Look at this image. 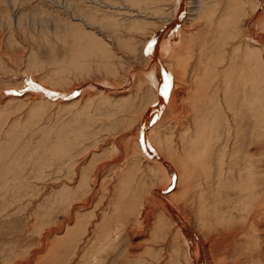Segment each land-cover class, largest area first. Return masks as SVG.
<instances>
[{"label":"rangeland","instance_id":"374dc122","mask_svg":"<svg viewBox=\"0 0 264 264\" xmlns=\"http://www.w3.org/2000/svg\"><path fill=\"white\" fill-rule=\"evenodd\" d=\"M160 37L179 58L160 62ZM150 61L172 86L157 101ZM162 200L203 241L201 264H264V0H0V264H91L105 227L100 264H192Z\"/></svg>","mask_w":264,"mask_h":264},{"label":"bare ground","instance_id":"6f19581e","mask_svg":"<svg viewBox=\"0 0 264 264\" xmlns=\"http://www.w3.org/2000/svg\"><path fill=\"white\" fill-rule=\"evenodd\" d=\"M180 1V0H179ZM177 2V1H176ZM179 9H178V17L176 18V20H178V18H179V15L181 14V12H183L184 10V6L183 5H180V7H178ZM188 9V8H187ZM209 14V13H208ZM172 27V26H171ZM226 33V32H225ZM179 35L178 36H180V37H182V34H181V32L179 31V33H178ZM161 38V39H160ZM160 38H158V41L161 43L162 42V44L160 45V49L159 50H161L159 53H161L160 55L163 57V58H161L160 59V62H162L163 60H164V56L165 57H167L168 59L169 58H179L180 57V55H179V53L177 52L176 54V56L174 55V54H171L170 52H172V53H174L173 52V50L171 49V46H172V44L173 43H170L171 42V40L170 41H168V40H165V39H163L162 37H160ZM151 39V38H150ZM157 43V42H156ZM194 44V43H193ZM223 44V43H222ZM225 44V43H224ZM226 46V45H225ZM146 47V46H145ZM144 47V48H145ZM188 49H189V51H188V49H187V51H188V53H190V54H192L191 53V50H190V48L189 47H187ZM144 50V49H143ZM179 51V50H178ZM156 52V51H155ZM158 53V54H159ZM182 53V52H181ZM184 53V52H183ZM156 54V53H155ZM155 54L153 53V59L154 58H156L157 56H155ZM189 54V55H190ZM206 54V53H205ZM157 55V54H156ZM164 55V56H163ZM207 55V54H206ZM143 56V55H142ZM195 56V55H194ZM193 56V57H194ZM148 57V56H147ZM159 57V56H158ZM187 57H189V56H187ZM157 59V58H156ZM189 59V58H188ZM207 59V58H206ZM184 60H185V57L184 56H182L181 57V59H179V60H177L178 61V65L176 66V67H178L179 68V66L181 67V68H186L185 66H186V64H187V62H185L184 63ZM173 61H175V59L173 60ZM193 61V60H192ZM201 61V60H200ZM154 62V61H153ZM153 62H149V66L150 65H152V66H154V65H156L157 63L155 62V63H153ZM172 62V61H171ZM164 63V62H163ZM158 64H160L159 62H158ZM161 65H163V64H161ZM166 65L172 70L173 69V65H170V64H167L166 63ZM151 66V67H152ZM157 66V65H156ZM155 67V66H154ZM175 67V68H176ZM150 69V68H149ZM154 70H151L150 71V73H148V74H146V77L148 78V80H149V82H151V85L157 90L155 93H156V97H157V99H156V101L157 100H159V97H160V95H162L163 97H164V94H163V87H161V82H162V78H163V76H161L162 75V67L159 65V66H157V67H155V68H153ZM175 71V70H174ZM182 71V70H181ZM181 71H179V72H181ZM187 72V71H186ZM147 73V72H146ZM212 73V72H211ZM214 73H216V72H214ZM173 74V77H174V82H176V80H178V74H175V72H173L172 73ZM184 74V73H183ZM165 78V77H164ZM210 78V77H209ZM238 78V77H237ZM239 79V78H238ZM183 80V79H182ZM226 80H228V78H226ZM240 80V79H239ZM181 82V81H180ZM203 82V81H202ZM226 82V81H225ZM228 82H229V80H228ZM164 83V82H163ZM178 83V82H177ZM203 84H205L204 82H203ZM226 83H224V85H225ZM232 84V83H231ZM234 84V83H233ZM206 85V84H205ZM209 85H211L210 84V82H209ZM219 85V84H218ZM170 86H171V84H170ZM208 86V85H207ZM229 86V85H228ZM234 86H235V84H234ZM172 87V86H171ZM208 87H210V86H208ZM231 87V86H230ZM91 88V87H90ZM196 88V87H195ZM225 88H226V86H225ZM235 88V87H234ZM230 89H232V88H230ZM191 90V89H190ZM202 90V89H201ZM207 91L206 92H208L209 90L208 89H206ZM211 90V89H210ZM213 90V89H212ZM215 90V89H214ZM218 90V89H217ZM234 90V89H233ZM232 90V92H234ZM237 90V89H236ZM235 90V91H236ZM228 91V90H227ZM194 92V91H193ZM204 92H205V90H204ZM231 92V90L229 91V93ZM196 93V92H195ZM219 93V92H218ZM235 93V92H234ZM237 93V92H236ZM186 93H185V90H183V91H177V89H175L173 92H171V94H170V96H169V98L167 99V105H173V106H175V102L176 101H179L180 100V98H182L184 95H185ZM201 94H202V92H201ZM200 94V95H201ZM207 95H209L208 93H206ZM212 94V93H211ZM210 94V96H212ZM226 94V93H225ZM224 94V95H225ZM233 93H230V95H232ZM203 95V94H202ZM204 95H205V93H204ZM214 95V94H213ZM220 95V94H219ZM236 95V94H235ZM226 96V95H225ZM228 96V95H227ZM232 96H234V95H232ZM163 97H161V100H162V102L164 101V99H162ZM189 97V96H188ZM194 97H195V94H194ZM221 97V96H220ZM237 97V96H236ZM38 98V97H37ZM40 98V97H39ZM38 98V99H39ZM193 98V97H192ZM232 98V97H231ZM247 98V97H246ZM41 99V98H40ZM210 99V98H209ZM241 99V98H240ZM42 100H43V98H42ZM211 100V99H210ZM236 100H237V98H236ZM208 101V100H207ZM219 101V100H218ZM224 101V100H223ZM247 101V100H246ZM255 101V100H254ZM40 102V101H39ZM45 102V101H44ZM166 102L164 103L165 105H166ZM193 102H194V100H193ZM193 102H191L192 104H195V103H193ZM49 103V102H48ZM181 103V102H180ZM187 103V102H186ZM211 103V102H210ZM230 104H231V102H229ZM44 104V103H43ZM50 104V103H49ZM55 104V103H54ZM208 104H209V101H208ZM218 104V103H217ZM233 104V103H232ZM56 105V104H55ZM167 105H166V107H167ZM181 106H182V104H181ZM194 106V105H193ZM196 106V105H195ZM209 106V105H208ZM215 106H216V103H215ZM206 107H207V105H206ZM217 107V106H216ZM215 107V108H216ZM218 107H219V105H218ZM228 107L230 108L231 106H229L228 105ZM233 107V106H232ZM234 107H236V106H234ZM183 109H184V107H183ZM223 110H224V108H222ZM233 109V108H232ZM148 110V109H147ZM147 110L146 111H144L145 113H147ZM217 110V109H216ZM222 110V111H223ZM229 110V109H228ZM244 110V109H243ZM183 111V110H182ZM206 111H207V109H206ZM194 112H196L195 110H194ZM205 112V111H204ZM209 112H210V110H209ZM226 112V111H225ZM224 112V113H225ZM235 112V111H234ZM177 113V112H176ZM198 113V112H197ZM216 113V112H215ZM218 113V112H217ZM223 113V112H222ZM221 113V114H222ZM223 113V114H224ZM249 113V112H248ZM201 114V113H200ZM203 114H205V113H203ZM220 114V115H221ZM222 114V115H223ZM253 114V113H252ZM145 115L146 114H143V115H141V117H140V123H142V121H143V118L145 117ZM148 115V114H147ZM219 115V116H220ZM222 115L220 116V118L222 117ZM225 115H226V113H225ZM210 116V115H209ZM208 116V117H209ZM227 116V115H226ZM254 116V115H253ZM252 116V117H253ZM149 117V116H148ZM197 117V116H196ZM201 117H202V115H201ZM208 117H207V120H208ZM233 117H235L234 115H233ZM246 117V116H245ZM199 118H200V116H199ZM206 118V117H205ZM217 118V117H216ZM223 118V117H222ZM236 118H237V116H236ZM224 119V118H223ZM222 119V120H223ZM235 119V118H234ZM247 119V118H246ZM148 121V119H145V121ZM162 120V119H161ZM195 120H197L196 118H195ZM200 120H202V118L200 119ZM214 120H215V118H214ZM217 120V119H216ZM237 120V119H236ZM236 120H234V121H236ZM242 120V119H241ZM254 120V119H253ZM146 121V122H147ZM213 121V120H212ZM220 121V120H219ZM224 121V120H223ZM228 121V120H227ZM198 122V121H197ZM225 122V121H224ZM238 122H239V119H238ZM222 123V122H221ZM241 124H242V122H240ZM144 124V123H143ZM215 124V123H214ZM217 124V123H216ZM139 125H141V124H139ZM212 125V124H211ZM211 125H210V128H211ZM247 125V124H246ZM217 126V125H216ZM227 126V125H226ZM173 127V126H172ZM204 127V126H203ZM235 127V126H234ZM243 127V126H242ZM208 128V127H207ZM209 128V134H210V131H211V129ZM141 129V128H140ZM186 129H189V128H186ZM186 129H185V132H188V131H186ZM153 130V129H152ZM238 130H240V128L238 129ZM195 131V130H194ZM197 131V130H196ZM201 131H203V130H201ZM145 132V130H143V133ZM214 132H215V130H214ZM230 132V131H229ZM241 132V131H240ZM151 133V132H150ZM199 133H200V131H199ZM239 133V132H238ZM140 134H141V131H138L137 132V134H136V138L138 139V142L140 141V138H139V136H140ZM187 134V133H186ZM194 134V133H193ZM193 134H190V137H191V135H193ZM196 134V133H195ZM203 134V133H202ZM212 134V133H211ZM237 134V133H236ZM252 134V133H251ZM238 135V134H237ZM240 135V134H239ZM238 135V136H239ZM174 136V135H173ZM183 136V135H182ZM200 136V135H199ZM205 136H207V135H204V137H203V139L205 140V139H207L208 137H209V135L207 136V138L205 137ZM151 137H152V135H151ZM184 137V136H183ZM183 137H181V139H183ZM237 137V136H236ZM150 138V137H149ZM172 138H174V137H172ZM176 138V137H175ZM192 138V137H191ZM213 138V137H212ZM221 138V137H220ZM240 138V137H239ZM200 139V138H199ZM209 139V138H208ZM241 139V138H240ZM194 140V139H193ZM192 140V141H193ZM235 140H236V138H235ZM183 141V140H182ZM197 141V140H196ZM209 140H207V142L205 141L204 143H202V140H201V146H199V148L197 149H195L194 150V155H192V158H193V161L195 162V164H197L198 165V167L200 168V169H202V168H204L205 166H206V164H207V161H208V159H210L209 157H210V153H209V150H210V143L208 142ZM241 141V140H240ZM162 142V141H161ZM174 142V141H173ZM215 142V141H214ZM218 142V141H217ZM245 142V141H244ZM154 143V142H153ZM172 143V142H171ZM184 143V142H183ZM192 143V142H191ZM190 143V144H191ZM152 144V143H151ZM185 144V143H184ZM238 144V143H237ZM153 145H156V146H158L157 144H153ZM243 146V145H242ZM159 147V146H158ZM160 149H162L161 147H159ZM194 148V147H193ZM217 148V147H216ZM218 149V148H217ZM144 150V149H143ZM214 150V149H213ZM240 152H241V150H240ZM149 153V152H148ZM163 152L160 150V154H162ZM222 153H223V150H222ZM234 153H235V151H234ZM150 154V153H149ZM239 154V153H238ZM244 154V153H243ZM143 155H145V154H143ZM164 155V154H163ZM162 155V156H163ZM241 155V154H240ZM214 156H215V154H214ZM242 156V155H241ZM243 156H245V155H243ZM168 157V156H167ZM188 157V156H187ZM224 157V156H223ZM228 157V156H227ZM226 157V158H227ZM236 157H237V155H236ZM225 158V157H224ZM229 158V157H228ZM242 158V157H241ZM240 158V159H241ZM223 158L221 157V160H222ZM237 159H238V157H237ZM236 159V160H237ZM253 159H254V157H253ZM231 160H232V157H231ZM242 160V159H241ZM220 161V160H219ZM228 161V160H227ZM239 161V160H238ZM243 161V160H242ZM226 162V161H225ZM232 162V161H231ZM230 162V163H231ZM233 162H234V160H233ZM241 162V161H240ZM165 163V162H164ZM164 163H156L155 165L158 167V169H160V170H162L163 172H164V174H165V177L167 178V179H169L168 177H167V174L168 173H166V172H168V171H166V170H164V167H165V165L166 164H164ZM211 163V162H210ZM238 163V162H237ZM204 164H205V166H204ZM214 164V163H213ZM220 164V163H219ZM242 164V163H241ZM210 165V164H209ZM221 165H222V161H221ZM234 165V164H233ZM243 165V164H242ZM254 165H255V163H251L250 164V166L248 165V169H247V171H246V173H245V178H243L242 177V175H241V173L239 174V176L241 177V181L239 182V185H238V189H240L241 188V190L239 191V193L243 196V198H241V200L243 201V204H244V208L246 209V210H249L248 208L249 207H251V205H252V203H253V201H254V198H256L257 197V184H255L254 183V181H255V179H256V176H257V173H256V171H255V168H254ZM213 166V165H212ZM223 166V165H222ZM214 167V166H213ZM220 167V166H219ZM236 167H238L237 165H236ZM125 168H127V167H124L123 169H125ZM122 169V170H123ZM220 169V168H219ZM234 169V168H233ZM238 169V168H237ZM241 169H243L242 167H241ZM102 170V169H101ZM100 170V171H101ZM171 170H173V171H175L174 170V168L172 167V169ZM100 171H98L99 172V174H100ZM125 171V170H124ZM242 172V171H241ZM233 173V172H232ZM238 173H239V171H238ZM163 174V173H162ZM206 175V174H205ZM100 176V175H99ZM169 176V175H168ZM195 176V175H194ZM198 176H200L199 174H198ZM87 177V176H86ZM94 177V176H93ZM204 177V176H203ZM240 177H239V179H240ZM197 179V178H196ZM205 179V178H204ZM238 179V178H237ZM97 180V179H96ZM99 180V179H98ZM170 181L168 182V184L171 182V179H169ZM100 181V180H99ZM207 181V180H206ZM232 181V180H231ZM96 182V181H95ZM198 182V181H197ZM201 182V181H200ZM203 182V181H202ZM235 182V181H234ZM85 183V182H84ZM96 183H98V181L96 182ZM95 183V184H96ZM195 183H196V181H195ZM205 183V182H204ZM225 184V183H224ZM235 184H236V182H235ZM220 185H222V184H220ZM95 186V185H94ZM170 186V185H169ZM199 186V185H198ZM84 188V187H83ZM96 188V187H95ZM204 188H205V185H204ZM222 188V187H221ZM237 189V188H236ZM205 190V189H204ZM206 191V190H205ZM237 191V190H236ZM92 192V191H91ZM97 192V191H96ZM201 192V191H200ZM232 192V191H231ZM88 194V193H87ZM93 194V193H92ZM205 194V193H204ZM210 194V193H209ZM235 194V193H234ZM238 194V193H237ZM186 195V194H185ZM241 195H239L240 197H241ZM91 196V195H90ZM204 196V195H203ZM206 196V195H205ZM219 196V195H218ZM236 197V196H235ZM184 198V197H183ZM121 199V198H120ZM200 199V198H199ZM90 200H92V199H90ZM207 200V199H206ZM218 200V199H217ZM231 200V199H230ZM239 200V199H238ZM237 200V201H238ZM241 200H239V203L241 202ZM93 201V200H92ZM185 201V200H184ZM210 201V200H209ZM255 201H256V199H255ZM160 203H162L163 204V206H165V211H167V213H170L171 214V217H172V219H174L173 221H175L177 224H178V227H177V233H178V235H180L181 236V238L184 240V243H185V246L184 247H186V249H187V252H189V254H190V258H191V263L193 264H201V260H200V258H198V256H200V253H201V255H202V253H204L205 252V256L207 257V253H206V251H205V245H204V243H203V241L199 238V235H197L196 233H195V231H193V229L191 228V226H190V224H189V222L187 221V220H184V221H182V219H181V217H179V215L177 214L178 212H177V210L179 211V213L181 214V210L177 207V210L175 211V209L173 208V206L172 205H168L167 203H165V200H162ZM94 204V203H93ZM92 204V205H93ZM241 204H242V202H241ZM242 204V205H243ZM84 205H85V203H84ZM178 206V205H177ZM210 206V205H209ZM240 206V205H239ZM87 207V206H86ZM93 207V206H92ZM200 207V206H199ZM220 207V206H219ZM232 207V206H231ZM264 207V206H263ZM252 208V207H251ZM97 209V208H96ZM261 209V208H260ZM243 210V209H242ZM241 210V211H242ZM236 211V210H235ZM244 211V210H243ZM177 212V213H176ZM245 212V211H244ZM182 215V214H181ZM218 215V214H217ZM186 216H187V214H186ZM201 217V216H200ZM88 218H91V217H88ZM102 218V217H101ZM184 218V217H183ZM209 218V217H208ZM217 218V217H216ZM171 219V220H172ZM183 222V224H182V222ZM97 222V221H96ZM190 222H192V221H190ZM101 223V222H100ZM256 223V222H255ZM124 224V223H123ZM122 224V225H123ZM86 225V224H85ZM87 226V225H86ZM95 226V225H94ZM99 226H101L100 224L98 225V227L97 228H99ZM103 226V225H102ZM124 226V225H123ZM125 227V226H124ZM108 228V229H107ZM105 227V228H101L102 230H101V234H100V236L98 237L99 239H98V244H100L99 246L101 247L100 249H97V248H94V253L93 254H95L96 255V257L94 258V260H92L93 261V263H91V262H88V263H91V264H100V262L101 261H103V258L101 259V257L104 255V253L106 252V250H108L110 247H111V245L113 244V237H111V232H110V230H109V227ZM111 228V227H110ZM91 231V230H90ZM92 231H93V229H92ZM96 231V230H95ZM246 232V231H245ZM91 233V232H90ZM93 233V232H92ZM99 233V232H98ZM97 233V234H98ZM116 233V232H115ZM117 236V235H116ZM91 237H92V235H91ZM118 237V236H117ZM180 238V237H179ZM87 241H88V239H87ZM218 241V240H217ZM93 244V243H92ZM95 244L96 245H98L96 242H95ZM103 254V255H102ZM89 256V255H88ZM91 256V255H90ZM197 256V258H195ZM93 257H94V255H93ZM189 257V256H188ZM89 258V257H88ZM206 260H207V258H206ZM89 261V260H88ZM91 261V260H90ZM103 263V262H102ZM207 264H208V262H207Z\"/></svg>","mask_w":264,"mask_h":264},{"label":"snow or ice","instance_id":"6c2138e0","mask_svg":"<svg viewBox=\"0 0 264 264\" xmlns=\"http://www.w3.org/2000/svg\"><path fill=\"white\" fill-rule=\"evenodd\" d=\"M154 44H155L154 41L149 43V45H148L149 51L152 49V47L154 46ZM169 87H170L169 84L168 83H165V85H164V93H163L164 95H167L168 94Z\"/></svg>","mask_w":264,"mask_h":264},{"label":"water","instance_id":"95a60500","mask_svg":"<svg viewBox=\"0 0 264 264\" xmlns=\"http://www.w3.org/2000/svg\"><path fill=\"white\" fill-rule=\"evenodd\" d=\"M153 41H154V40L152 39L151 42H153ZM154 45H155V44H154ZM153 48H154V46H153ZM29 85H30V86H33V87H35V88L37 87V86H34L33 84H30V83H29ZM42 91H44V90H42ZM55 96H59V95H56V94H55Z\"/></svg>","mask_w":264,"mask_h":264}]
</instances>
